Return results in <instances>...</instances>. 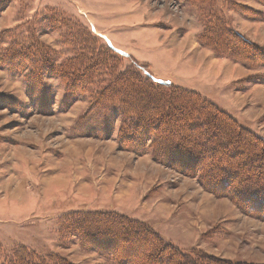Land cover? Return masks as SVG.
I'll return each instance as SVG.
<instances>
[{
	"label": "rangeland",
	"instance_id": "1",
	"mask_svg": "<svg viewBox=\"0 0 264 264\" xmlns=\"http://www.w3.org/2000/svg\"><path fill=\"white\" fill-rule=\"evenodd\" d=\"M217 17L230 35L264 47L257 0H0L1 255L24 245L73 264H114L60 230L65 214L92 210L138 219L184 251L264 264V220L148 151L122 148L119 113L104 136L87 133L107 113L90 116L99 84L67 94L61 78L80 44L68 20L118 50L122 66L146 64L156 82L199 92L264 140V65L207 33Z\"/></svg>",
	"mask_w": 264,
	"mask_h": 264
},
{
	"label": "trees",
	"instance_id": "2",
	"mask_svg": "<svg viewBox=\"0 0 264 264\" xmlns=\"http://www.w3.org/2000/svg\"><path fill=\"white\" fill-rule=\"evenodd\" d=\"M257 1L264 5V0ZM218 19L208 20L215 28H207V33L219 34L218 40L227 38L233 47H239L244 53L241 60L264 65V47L241 40L238 33L230 35ZM61 21L67 34L79 37L80 43L76 58L65 60L66 65L74 66L62 67L67 94L76 88L83 92L81 83L94 80L99 85L90 93V116L107 111L103 124L87 133L104 136L110 130L108 120L119 113L117 134L122 148L148 151L153 160L194 175L210 192L230 198L244 213L264 220V140L260 136L199 92L156 82L146 64L126 56L130 63L122 66L118 50L98 45L85 27ZM146 139L150 140L148 148ZM63 217L62 232L74 235L82 247L110 257L114 264H244L197 249L181 250L146 223L116 212L75 211ZM0 264L73 263L57 253H40L19 245L11 254H0Z\"/></svg>",
	"mask_w": 264,
	"mask_h": 264
},
{
	"label": "crops",
	"instance_id": "3",
	"mask_svg": "<svg viewBox=\"0 0 264 264\" xmlns=\"http://www.w3.org/2000/svg\"><path fill=\"white\" fill-rule=\"evenodd\" d=\"M186 89H188V88H186ZM190 90H193V89H190Z\"/></svg>",
	"mask_w": 264,
	"mask_h": 264
}]
</instances>
